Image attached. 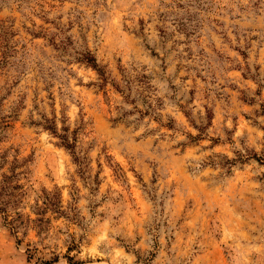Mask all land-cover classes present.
<instances>
[{"label":"rangeland","instance_id":"374dc122","mask_svg":"<svg viewBox=\"0 0 264 264\" xmlns=\"http://www.w3.org/2000/svg\"><path fill=\"white\" fill-rule=\"evenodd\" d=\"M86 53L148 75L149 114L98 89ZM11 168L0 264H264V0H0Z\"/></svg>","mask_w":264,"mask_h":264},{"label":"trees","instance_id":"16d2710c","mask_svg":"<svg viewBox=\"0 0 264 264\" xmlns=\"http://www.w3.org/2000/svg\"><path fill=\"white\" fill-rule=\"evenodd\" d=\"M81 61H84L87 65L91 66L97 73L98 81L93 84L98 87V89H104L105 93L107 90V85H110L111 89L116 93L120 94L123 98V102L135 104L137 98H140L144 104L147 105L146 110H139L136 105H133V110L137 111L140 116L149 114L150 109L153 108L152 103V86L150 84V77L145 73L137 71L135 68H131V71L127 68H119L120 78L114 79L110 77L107 71L98 65L96 59L91 53H86L82 56ZM157 104H160L159 99L154 100ZM122 108V107H118ZM133 111H125L121 114L120 117H117L115 120L123 119L127 115L132 114ZM208 119H211V116H207ZM154 118L155 115H154ZM173 120L169 119V123L166 124L168 128L172 126ZM44 128L50 130L58 139L59 144L66 149H68L74 156V161L78 164H82V160L77 156L75 152L76 147V131L69 135V128L67 126L61 127V133L58 132L57 125L54 120H46ZM17 163V159L14 160ZM15 166V165H14ZM16 167V166H15ZM17 176V173L11 168L9 174L0 173V213L3 222L8 225L12 232H17V228L21 224L20 213H15V217H12L11 214L7 211V205L11 203L14 204L18 201V198L21 197L23 192V186L18 183L14 178Z\"/></svg>","mask_w":264,"mask_h":264}]
</instances>
